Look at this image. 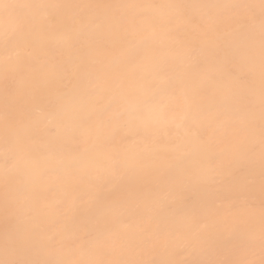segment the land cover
I'll list each match as a JSON object with an SVG mask.
<instances>
[{
    "label": "bare ground",
    "instance_id": "1",
    "mask_svg": "<svg viewBox=\"0 0 264 264\" xmlns=\"http://www.w3.org/2000/svg\"><path fill=\"white\" fill-rule=\"evenodd\" d=\"M4 2L0 261L264 264L261 0Z\"/></svg>",
    "mask_w": 264,
    "mask_h": 264
},
{
    "label": "snow or ice",
    "instance_id": "2",
    "mask_svg": "<svg viewBox=\"0 0 264 264\" xmlns=\"http://www.w3.org/2000/svg\"><path fill=\"white\" fill-rule=\"evenodd\" d=\"M261 6L262 8H264V0H261ZM14 5L10 4V3H6L4 2V0H0V10H3L5 13H7L11 8H13ZM260 28H261V34L262 37H264V14H262L261 19H260ZM13 31H15V29H13ZM10 33L9 32H5V43H9V37ZM261 56H262V62H264V45H262V52H261ZM73 71H79V67H74L72 69ZM120 85L116 84L114 85V87L111 89L112 91V95L111 98H109L105 103L102 104L101 108L102 111L104 113L109 114V119L111 120V118L113 116H121L122 113L119 112H115L113 110V105L124 101L127 103H135V104H139L140 102L138 100H133L132 98L129 97L128 94L126 93H120L117 92L116 89H119ZM109 91V88H105L100 94V99H103L105 93H107ZM262 105H264V92H262ZM160 115L163 116L164 115V109L161 108L160 110ZM264 142V141H262ZM118 168V163L116 161H113L112 163V169L113 171H115ZM0 264H19V262L16 261H11V260H4V261H0ZM88 264H111V262H106V261H93V262H88ZM120 264H137V262L134 261H124V262H120Z\"/></svg>",
    "mask_w": 264,
    "mask_h": 264
}]
</instances>
